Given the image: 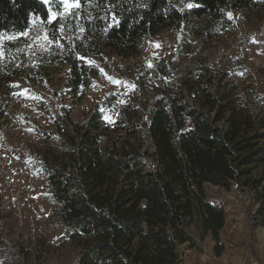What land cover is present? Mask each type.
<instances>
[{
    "label": "trees",
    "instance_id": "trees-1",
    "mask_svg": "<svg viewBox=\"0 0 264 264\" xmlns=\"http://www.w3.org/2000/svg\"><path fill=\"white\" fill-rule=\"evenodd\" d=\"M69 2L77 5L65 14ZM230 11L256 20L264 15V0H0V37L22 34L37 19L62 48L53 60L67 67L65 87L77 104L92 77L103 75L89 59L110 52L138 56L149 37L164 31L182 33L188 49L191 37L205 49L233 28ZM10 48V71L0 63V72L27 73L24 52ZM199 52L178 74L169 58L156 56L159 92L151 102L132 93L114 123L99 106L83 121L54 118L48 135L57 139L40 161L59 218L81 248L78 264H180L179 245L195 243L191 226L211 234L217 255L224 252L225 209L210 199L205 184L230 189L264 165V117L241 108L234 85ZM144 74L138 87L147 92ZM251 186L264 225L261 178Z\"/></svg>",
    "mask_w": 264,
    "mask_h": 264
},
{
    "label": "rangeland",
    "instance_id": "rangeland-1",
    "mask_svg": "<svg viewBox=\"0 0 264 264\" xmlns=\"http://www.w3.org/2000/svg\"><path fill=\"white\" fill-rule=\"evenodd\" d=\"M76 5L69 2L65 14ZM230 14L233 28L202 50L196 38L189 39L188 49L182 33L174 37L164 31L162 46L150 37L138 56L124 58L110 52L103 60L89 59L103 75L92 77L91 87L77 104L65 87L67 67L53 60L62 48L48 37L37 19L22 34L0 37L4 72L10 71L5 65L9 60L5 51L8 43L10 50L19 49V55L24 52L28 68L27 73L14 76L0 72V264H78L81 248L69 239V229L59 218L58 205L50 195L40 161L41 152L56 141L55 135L48 134L54 130L53 120L60 114L83 121L99 106L106 121L114 123L132 93L151 102L161 87L154 63L156 56L169 58L178 74L190 62L192 53L200 51L198 54L207 59L214 71L225 74L224 82H229L231 88L234 85L233 90L241 98L239 106L264 117V15L252 20L235 11ZM140 71L145 72L147 92L138 87ZM111 74L122 79L119 86L110 85ZM217 85L216 78L211 86L215 89ZM144 146L149 149L148 139ZM259 178L264 185V165L252 169L249 181L247 178L233 182L230 189L205 184L210 199L225 209V250L217 255L211 234L204 235L197 226H191L195 243L179 245L180 264H247L251 258L264 264V225L258 223V201L251 186Z\"/></svg>",
    "mask_w": 264,
    "mask_h": 264
},
{
    "label": "built area",
    "instance_id": "built-area-1",
    "mask_svg": "<svg viewBox=\"0 0 264 264\" xmlns=\"http://www.w3.org/2000/svg\"><path fill=\"white\" fill-rule=\"evenodd\" d=\"M151 37H154V38H155V40L157 41V44H158V45H160V46L163 45L162 42H161V33H157V34H155V35H153V36H151ZM237 53H239V52L237 51ZM172 67H173V66H172ZM171 72H173V71H171ZM257 205L259 206V202H257ZM247 264H260V262H259L257 259H255V258H251V259L248 261Z\"/></svg>",
    "mask_w": 264,
    "mask_h": 264
},
{
    "label": "water",
    "instance_id": "water-1",
    "mask_svg": "<svg viewBox=\"0 0 264 264\" xmlns=\"http://www.w3.org/2000/svg\"><path fill=\"white\" fill-rule=\"evenodd\" d=\"M108 79H109L110 85L112 86H119L122 83V79L114 74L109 75Z\"/></svg>",
    "mask_w": 264,
    "mask_h": 264
},
{
    "label": "snow or ice",
    "instance_id": "snow-or-ice-1",
    "mask_svg": "<svg viewBox=\"0 0 264 264\" xmlns=\"http://www.w3.org/2000/svg\"><path fill=\"white\" fill-rule=\"evenodd\" d=\"M231 14H229V16H230Z\"/></svg>",
    "mask_w": 264,
    "mask_h": 264
},
{
    "label": "crops",
    "instance_id": "crops-1",
    "mask_svg": "<svg viewBox=\"0 0 264 264\" xmlns=\"http://www.w3.org/2000/svg\"><path fill=\"white\" fill-rule=\"evenodd\" d=\"M150 38V37H149Z\"/></svg>",
    "mask_w": 264,
    "mask_h": 264
}]
</instances>
